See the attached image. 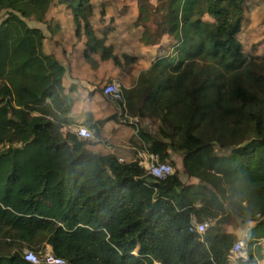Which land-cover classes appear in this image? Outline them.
I'll use <instances>...</instances> for the list:
<instances>
[{
    "label": "trees",
    "instance_id": "16d2710c",
    "mask_svg": "<svg viewBox=\"0 0 264 264\" xmlns=\"http://www.w3.org/2000/svg\"><path fill=\"white\" fill-rule=\"evenodd\" d=\"M135 1L141 43L175 42L141 79L151 89L140 90L146 111L135 115L159 118L158 135L172 139L168 147L182 152L198 185L175 173L156 181L137 161L94 154L89 142L63 133L72 123L64 67L43 53V33L27 23L46 24L52 0H0V264H28L20 248L42 254L46 247L66 264H229L237 239L224 228L233 221L254 223L244 238L248 264L262 258L264 96L241 82L251 70L238 40L246 0ZM59 3L70 10L75 36L87 39L86 60L94 53L119 67L137 60L120 62L96 37L90 0ZM203 4L213 23L202 19ZM114 118L90 128L97 134ZM193 220L212 225L200 237L189 232Z\"/></svg>",
    "mask_w": 264,
    "mask_h": 264
},
{
    "label": "crops",
    "instance_id": "0c3cea01",
    "mask_svg": "<svg viewBox=\"0 0 264 264\" xmlns=\"http://www.w3.org/2000/svg\"><path fill=\"white\" fill-rule=\"evenodd\" d=\"M99 1L105 6L96 9L94 0H90L92 29L98 39H104L106 47L112 48L113 55L117 56L120 62L125 57L137 59L140 65L139 70L128 77H125L122 66H116L109 59H102L100 53L92 54L90 60L84 58L87 39L84 36L81 38L75 36V26L70 10L60 4L59 0H52L45 16L46 24L35 22L31 26L39 29L44 35L43 53L46 56H53L64 67L61 82L63 93L72 101L69 114L72 123L63 126L62 132L75 134L77 127H85L96 138V141L89 142L87 146L89 151L100 156L113 155L118 161L122 160V163L136 162L142 155L154 154L159 156L160 160L171 164L178 159V151H172L166 146L161 147L159 143L162 142L159 136L152 135L144 129L142 130L155 141H143L132 125L123 123L124 116H132V112L138 111L136 110L138 103L143 106L142 102L147 93L144 91L142 94L140 90L150 88L146 84L141 85V75L145 76L144 71L148 70L154 58L159 54L166 55V50L160 53V46L147 47L141 43L142 29L134 26L137 18L136 2L133 3V8L130 6L125 8L124 4L121 8H113L110 4L108 5L112 0ZM117 1L121 4L122 0ZM109 83L118 84L121 88L125 97L123 108L103 95L102 89ZM87 116H91V119L85 125ZM111 116L115 118L105 122L97 134L94 128H90L95 122ZM187 178L188 180L184 181L178 179L184 185H198V180L189 176ZM252 227L246 224L242 229L227 227L224 230L237 240H244L247 230ZM259 245L262 248V258L257 261V264H264V241H260ZM45 251L50 252V247H46Z\"/></svg>",
    "mask_w": 264,
    "mask_h": 264
},
{
    "label": "rangeland",
    "instance_id": "374dc122",
    "mask_svg": "<svg viewBox=\"0 0 264 264\" xmlns=\"http://www.w3.org/2000/svg\"><path fill=\"white\" fill-rule=\"evenodd\" d=\"M123 2V3H122ZM136 2L135 0H122L121 4L117 0H112L108 3L113 8H121L125 7L128 8L134 7L133 3ZM150 2L153 5H156V0H150ZM95 8L98 9V7H104L105 4H101L99 0H94ZM124 4V5H123ZM246 12H245V19L243 21V27L238 35V40L242 45L243 53L246 57V62L251 63V70L248 72V77L244 78L243 72L241 73V82L244 86L250 87V89H253L260 94L261 96H264V0H246ZM123 5V6H122ZM199 11L202 15V19L208 22L214 21L212 17L208 16L206 14V7L203 4ZM5 12H2L0 14V22L5 17ZM113 21V20H112ZM28 25L33 26L35 24L34 21H27ZM175 42L171 37H165L161 41V52L162 50H166L165 54H170L172 51V48L174 46ZM164 55V54H163ZM155 60V58H154ZM122 63H124V59H122ZM139 62L136 60L134 62H131L130 60H126V62L123 64V73L125 74V77H128L131 73L138 71L139 69ZM200 68H203L204 65L200 64ZM189 69H192L190 67ZM208 72V69L204 68L202 72ZM146 74V71H144ZM123 74V75H124ZM148 76L141 75V79H147ZM146 81V80H144ZM155 83V80L154 82ZM151 89V86L149 90ZM136 110H141L142 113H145V109L141 106V103H138ZM136 112H132V116H134ZM138 117V127L140 129H144L146 132L157 136L158 135V128L160 127V120L157 117H151L144 118L140 117L138 115H135ZM164 127V126H163ZM164 130L167 134L172 135L171 129L168 127H164ZM162 144H165L166 147H168L170 144H172V139L170 138H161L160 135H158ZM206 136H209L208 134ZM232 138V137H231ZM230 139V138H229ZM228 139V140H229ZM225 140V139H223ZM227 141V139L225 140ZM214 149L216 153L219 152V146L214 145ZM178 159L172 162V168L174 169V173L177 174L178 178H180L182 181L188 180V175L182 168V152H178ZM180 174V175H179ZM186 183V182H185ZM248 227L254 226L253 222H250L247 224ZM245 228V226H241L239 222H230L228 226L225 228ZM224 228V229H225ZM2 245V241L0 240V248ZM23 251H25V248H20ZM18 251L19 249L15 247L14 251Z\"/></svg>",
    "mask_w": 264,
    "mask_h": 264
},
{
    "label": "built area",
    "instance_id": "2783aa9c",
    "mask_svg": "<svg viewBox=\"0 0 264 264\" xmlns=\"http://www.w3.org/2000/svg\"><path fill=\"white\" fill-rule=\"evenodd\" d=\"M102 93L110 101L115 102L122 108L124 107L125 97L118 84H106L102 89ZM138 122L139 120L136 116H124L123 118V123L132 125L136 131L140 129L138 127ZM75 134L78 138L84 141H96L94 134L83 126L77 127ZM119 162L122 163V160H119ZM137 162L139 166H141L146 171V174L154 178L156 181H164L174 174L172 164L164 161L161 162L159 156L154 154H150L147 156L142 155ZM211 225L212 223L210 221L196 223V221L193 220L189 227V232L191 234H197L201 237ZM23 259L28 264H66L64 260L53 256L51 252L37 254L32 251H24ZM249 260L250 258L247 244L244 240H237L229 251V264H248Z\"/></svg>",
    "mask_w": 264,
    "mask_h": 264
},
{
    "label": "water",
    "instance_id": "95a60500",
    "mask_svg": "<svg viewBox=\"0 0 264 264\" xmlns=\"http://www.w3.org/2000/svg\"><path fill=\"white\" fill-rule=\"evenodd\" d=\"M245 223H247L246 221H245ZM248 224V223H247Z\"/></svg>",
    "mask_w": 264,
    "mask_h": 264
}]
</instances>
